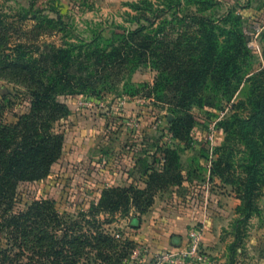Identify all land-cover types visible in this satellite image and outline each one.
I'll return each instance as SVG.
<instances>
[{
    "label": "trees",
    "instance_id": "16d2710c",
    "mask_svg": "<svg viewBox=\"0 0 264 264\" xmlns=\"http://www.w3.org/2000/svg\"><path fill=\"white\" fill-rule=\"evenodd\" d=\"M181 4V0H173L155 6L150 0H141L131 4L139 11L134 16L136 27L133 29H125L109 38L99 34L98 37L104 39L102 42L47 43L39 58L25 53V45L20 42L12 48L13 58L0 61L3 72L0 76L23 86L29 99L28 111L14 123L0 119V234L3 235L0 238V264H84L81 260L90 253L86 251L87 247L95 251V256L100 254L96 244H92L96 236H89L88 230H84L85 233L80 224L71 225L65 214H57L53 199H39L23 212H12L18 185L48 176L62 154L64 134L56 132L53 125L66 118L70 109L60 100L61 96L97 94L96 86L101 80L112 83L118 80L120 72L132 73L146 61L157 73L151 86L152 93L170 107L169 132L174 140L189 144L200 122L192 109L197 107L217 115L225 97L233 95L234 89L230 91L229 88L237 79V60L221 48L233 37L232 49L248 50L241 17L228 13L218 20H211L198 14L208 9L199 8L202 0H191L183 17L188 28L198 27V30L188 40L173 42L165 30L182 22L178 16ZM168 10L172 11L171 19L166 18ZM253 95L247 98L249 103ZM254 106L239 125L241 136L252 153L246 177L240 180L227 178L224 171L230 165L216 150L211 162V174L229 185L240 199L236 212L243 219L249 216L247 210L253 203L252 182L262 151L256 139L242 129L244 124L263 114L264 91ZM236 113L230 112L227 118L217 122L216 127L229 134L233 122L239 119ZM164 152L165 172L155 173L152 178L154 184L161 186L180 180L177 151L168 147ZM153 191L135 187L104 188L96 201L90 203L88 214L79 215L94 218L101 212H116L128 207L136 208L141 214L150 205ZM239 239L237 232L235 240ZM132 243L126 241L125 245L133 247ZM234 245H231V252Z\"/></svg>",
    "mask_w": 264,
    "mask_h": 264
},
{
    "label": "rangeland",
    "instance_id": "374dc122",
    "mask_svg": "<svg viewBox=\"0 0 264 264\" xmlns=\"http://www.w3.org/2000/svg\"><path fill=\"white\" fill-rule=\"evenodd\" d=\"M140 1L0 0V61L11 56L13 58L12 48L20 42L25 45V53L33 58H39L47 43L81 45L89 44L94 40L102 42L104 39L98 37L99 34L109 38L113 34H121L125 29H133L136 27L134 16L139 11L132 8L131 4ZM150 1L156 6L160 2L166 5L173 0ZM190 1L181 0L178 16L182 22L168 26L165 30L170 34L173 42L188 40L198 30V27L188 28L185 25L187 21L184 20L183 14ZM200 7L202 9L208 7L207 10L200 11L198 14L207 16L211 20H218L228 13L233 16L239 15L248 50L232 49L235 43L233 37L221 48L222 51L227 52L228 56H233L237 60V79L232 81L229 88L230 91L234 89V93L230 97H225L222 109L217 115L206 113L197 107L192 109V112L200 119L196 127L205 137L199 143L190 145L192 149L209 154L212 158H215L216 150L230 165L224 171L227 178L240 180L246 177V167L252 160V153L241 136L240 121L248 117L250 110H254L255 101L264 91V0H202ZM171 12L168 10L169 15L166 18L171 19ZM0 74L3 72L0 71ZM156 75V71L144 61L132 73L120 72L118 80L112 83L101 80L96 86L97 94L65 95L61 96L60 100L67 104L70 112L101 110V113L107 116L111 110L117 111L121 114L120 118L123 119L121 126L125 128L123 130L128 137L137 133L133 129L139 130L140 121L133 113L127 114L125 106H137L140 103L151 106L149 109H144L148 112L146 120H151L156 127H159L152 129L150 135L149 133L146 135L164 136L165 134L166 136L164 131H167L168 122L164 116L172 117V114L169 111V105L156 99L151 91ZM131 92L134 94L130 95ZM252 95L253 100L249 103L247 98ZM28 106L27 90L0 76V119L9 124L14 123L20 115L28 111ZM234 111L237 112L239 119L233 122L231 132L226 134L216 127L217 122L227 118L230 112ZM53 127L56 132L66 134L63 119L56 121ZM242 130L256 139L262 151V159L252 182L253 203L247 210L249 216L243 219L242 215L240 217L237 214L225 230L226 237L228 233L231 234V245L235 244L230 255L232 260L229 256L225 264H231L230 261L234 262L233 258L237 259V257L264 264V112L257 119L244 124ZM107 131L101 132L103 136L110 133L109 130ZM212 133L214 137L209 140L208 136ZM113 134L115 136L116 132ZM120 135L122 132L119 133ZM114 136L110 135V137ZM113 146L110 144L107 149H113ZM67 147L68 145L63 146L62 154L52 166L48 176L18 185L12 212H23L39 199H53L57 214H65L71 225L80 224L83 231L88 230L89 236H96L92 244H96L94 246L99 248L100 254L95 256V251L87 247L86 251L90 253L86 254L87 256L84 255L86 257L81 260L84 264H155L154 257L148 259L144 249L130 238V231L127 228L128 218L137 212L136 208L128 207L116 212H101L94 218L79 215V213L88 214L87 194L94 196L95 193L80 188L85 176L79 172L77 164L83 152L74 150L71 152L67 150ZM72 163L76 167L70 166ZM237 232L240 235L239 240H235ZM1 236L3 235L0 234V238ZM103 236L107 237H105L106 240ZM108 238L111 239L108 240ZM130 240L133 241V247L125 245V242ZM211 261L213 259L208 254V260L203 264H211ZM163 264L194 263L178 253Z\"/></svg>",
    "mask_w": 264,
    "mask_h": 264
},
{
    "label": "crops",
    "instance_id": "0c3cea01",
    "mask_svg": "<svg viewBox=\"0 0 264 264\" xmlns=\"http://www.w3.org/2000/svg\"><path fill=\"white\" fill-rule=\"evenodd\" d=\"M149 108L151 106L142 103L125 106L127 114L133 113L140 121L139 130L134 128L137 133L130 137L121 126V114L114 110L107 116L101 110H73L63 119L64 146L68 145V151L83 152L77 164L79 172L85 176L80 188L95 193L94 196L87 194L88 205L108 187L154 190L147 210L128 218L130 238L144 249L146 257L151 259L158 253L181 251L187 245L190 227L200 224L202 247L211 255V264H225L232 254L229 251L232 237L229 233L226 237L225 230L238 214L236 208L240 199L220 178L211 174L212 156L192 149L190 144L199 143L205 135L195 127L189 144L178 140L168 142L165 134L148 136L152 129L159 127L146 120L148 112L144 109ZM164 119L169 127L170 117L164 116ZM107 130L110 133L103 136ZM164 132L167 134L168 128ZM110 144L115 146L108 150ZM168 147L177 151L180 180L156 185L152 178L155 173L164 174V149ZM70 166L76 167L73 163ZM233 260L231 264H258L256 260L238 257Z\"/></svg>",
    "mask_w": 264,
    "mask_h": 264
},
{
    "label": "built area",
    "instance_id": "2783aa9c",
    "mask_svg": "<svg viewBox=\"0 0 264 264\" xmlns=\"http://www.w3.org/2000/svg\"><path fill=\"white\" fill-rule=\"evenodd\" d=\"M167 141L172 142L173 136L171 132L166 134ZM214 134L208 136L209 140H212ZM201 234H202V226L200 224H195L187 232V245L184 249L177 253L172 252H163L158 253L154 256L155 264H163L167 262L174 255L181 253L182 257L188 259L190 262L194 264H203L208 260V253L203 249L201 243ZM118 236V234H117Z\"/></svg>",
    "mask_w": 264,
    "mask_h": 264
},
{
    "label": "water",
    "instance_id": "95a60500",
    "mask_svg": "<svg viewBox=\"0 0 264 264\" xmlns=\"http://www.w3.org/2000/svg\"><path fill=\"white\" fill-rule=\"evenodd\" d=\"M169 117H171V116H169Z\"/></svg>",
    "mask_w": 264,
    "mask_h": 264
}]
</instances>
